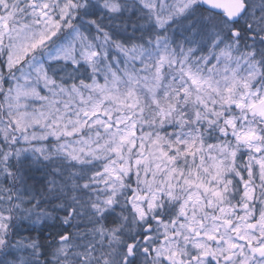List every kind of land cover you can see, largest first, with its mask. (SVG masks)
Masks as SVG:
<instances>
[{
	"label": "snow or ice",
	"instance_id": "1",
	"mask_svg": "<svg viewBox=\"0 0 264 264\" xmlns=\"http://www.w3.org/2000/svg\"><path fill=\"white\" fill-rule=\"evenodd\" d=\"M0 264H264V0H0Z\"/></svg>",
	"mask_w": 264,
	"mask_h": 264
}]
</instances>
